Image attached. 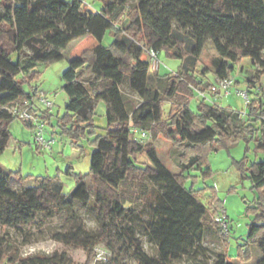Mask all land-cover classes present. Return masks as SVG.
I'll list each match as a JSON object with an SVG mask.
<instances>
[{"label": "trees", "instance_id": "obj_1", "mask_svg": "<svg viewBox=\"0 0 264 264\" xmlns=\"http://www.w3.org/2000/svg\"><path fill=\"white\" fill-rule=\"evenodd\" d=\"M101 1L102 7L93 9L84 0H0V156L12 136L9 125L18 118L9 107L33 103V96L40 92L37 86L27 91L25 84L31 85L38 77L39 66L63 60L68 47L87 35L99 43L74 57L63 73L68 102L60 121L62 125L72 121V134L79 138L86 127H94L99 101L107 104L108 119L106 133L94 140L90 172L77 176L70 193H64L59 176L40 177L35 185L16 190L10 181H22V176L0 165V218L6 224L23 225L39 213L52 216L80 203L95 214L101 232L79 227L58 240L82 245L90 254L96 255L97 245L118 227L145 255L135 237L140 225L158 251V259L148 264L183 258L192 264H210L211 260L233 264L225 250L228 237L214 218L218 212L211 213L186 179L192 176L191 169L212 173L206 154L220 145L255 139L257 149L264 152V89L256 76L245 79L254 93L245 109L212 104L202 97L194 110L192 102L197 93L205 94L215 86L197 76L206 47L211 46L214 53L202 76L211 71L219 79L234 78L236 65L246 58L259 75L264 74V0ZM109 30L114 40L105 46L102 41ZM150 48L181 63L174 71L153 70L146 52ZM125 81L141 98L138 106L129 104L122 91ZM166 101L170 103L167 113ZM49 110L38 116L49 119ZM23 122L34 128L33 122ZM134 128L155 137L162 135L171 143L176 172ZM142 153L149 163L138 161ZM248 170L253 188L261 192L249 207L256 214L249 224V240L261 249L257 264H264V154ZM147 180L157 188L154 202L142 212L125 206L123 187H135L145 197L149 194ZM210 202L218 205L215 200ZM208 230L222 241L223 251L212 253L203 246ZM0 261L65 264L57 255L11 256L1 245Z\"/></svg>", "mask_w": 264, "mask_h": 264}, {"label": "rangeland", "instance_id": "obj_2", "mask_svg": "<svg viewBox=\"0 0 264 264\" xmlns=\"http://www.w3.org/2000/svg\"><path fill=\"white\" fill-rule=\"evenodd\" d=\"M129 4L136 0H127ZM84 5L93 9L102 7L101 0H84ZM114 40L112 30H109L103 38L102 44L110 45ZM99 42L94 37L72 43L65 52L63 60L41 65L37 68L38 77L32 84H25V89L30 91L32 86H37L40 92H44L53 103L49 110L50 118H42L45 122L44 136L48 140L54 139L51 148L43 149L36 147L34 128H30L23 120L16 118L10 125L12 133L6 150L0 156V165L6 171L18 172L23 180L12 179V187L22 190L35 185L40 177L59 176L64 183V193H70L77 183L78 175H85L90 172L91 155L95 149L94 140L98 135H104L107 131V104L99 101L93 116L94 127L88 126L79 138L73 136L71 128L72 121L67 120L62 125L61 119L66 116V105L68 96L63 90L65 80L63 73L68 69L70 61L87 49H92ZM211 46L206 47L198 63L197 76L203 81L210 80L214 85L218 80L213 72L202 76L201 71L209 65L213 56ZM161 61L159 70L161 73L174 71L178 68L181 60L166 55L164 51L159 53ZM235 87L231 93L224 90H208L206 100L220 106L233 105L235 108H246V100L237 90L247 91L252 98V89L247 77L256 76L264 89V74L258 73V68L252 64L250 59H245L242 64L236 65L233 72ZM239 80L240 82H237ZM129 104L138 106L141 98L132 90L128 81L121 85ZM39 92V93H40ZM39 93L33 96V109L38 114L46 111L47 106L40 100ZM202 94H196L192 102L195 110L200 102ZM170 103H164V110L167 113ZM261 122H259V125ZM151 142L159 150V155L166 166L173 172L177 171L174 162L171 143L167 142L164 136H151L144 141ZM255 139H241L238 142H229L220 145L206 154L207 162L212 173H203L200 169H191L192 176L186 179L187 186H194L200 193V200L206 204L211 213H225L228 217L230 227L229 237L225 250L233 264H257L261 257L259 246L249 240V224L255 219L256 214L249 207L256 204L261 192L253 188L251 180L246 173L251 163L263 158V151L256 147ZM139 162L149 163L148 157L142 153L137 156ZM70 168V173L68 170ZM149 194L143 196L134 188L123 187L121 190L122 202L125 206H132L137 212H142L146 206L154 202L156 186L147 180ZM212 200L218 205L211 206ZM147 218V215L143 217ZM85 229L99 234L101 227L96 220L95 214L80 203L72 206H65L56 214L49 216L45 213L37 214L36 218L23 225L6 224L0 218V245L11 256L19 258L29 256L57 255L58 259L64 260L65 264H148L150 259H158L157 248L148 241L140 229L136 230L135 237L140 242V247L145 255L141 256L121 230L112 228L106 238L101 241L96 249V255L90 254L82 245L77 243H66L58 240L61 234L76 232L77 228ZM226 236V235H225ZM203 246L212 253L221 252L224 249L222 241L215 235L214 231L208 230L203 241ZM101 249L100 255L97 250ZM102 255V256H101ZM104 256V257H103ZM107 263H105V261ZM0 261V264H3ZM213 264L212 260L209 261ZM168 264H192L188 259L183 258L171 261Z\"/></svg>", "mask_w": 264, "mask_h": 264}, {"label": "built area", "instance_id": "obj_3", "mask_svg": "<svg viewBox=\"0 0 264 264\" xmlns=\"http://www.w3.org/2000/svg\"><path fill=\"white\" fill-rule=\"evenodd\" d=\"M148 58L150 61V65L153 70H158L160 67V59H159V51L153 48L147 49ZM218 82L213 87L212 90H224L226 93H231L233 88L235 87V79L234 78H225L219 79L217 78ZM237 93L244 96L246 100V104L250 102V96L247 91L244 90H237ZM206 98V94L200 93ZM40 100L47 106L48 109H51L53 103L48 99L44 92L39 93ZM9 110L17 116L21 120H27L34 123V135H35V143L36 147H42L43 149L51 148L52 144L54 143V139L48 140L44 136L45 130V122L43 121L42 117L38 116V114L34 111L32 103L27 105L19 106L13 105L9 107ZM134 133L140 136L142 139H147L151 136L150 133L147 131L139 130L137 128L133 129ZM215 220L220 223L222 227L223 234L229 237L230 227L228 224V217L225 213H218L215 217ZM97 255H100L102 252L101 249L98 248ZM103 253V252H102ZM102 256V255H101ZM104 257V256H103ZM105 261V260H104Z\"/></svg>", "mask_w": 264, "mask_h": 264}, {"label": "crops", "instance_id": "obj_4", "mask_svg": "<svg viewBox=\"0 0 264 264\" xmlns=\"http://www.w3.org/2000/svg\"><path fill=\"white\" fill-rule=\"evenodd\" d=\"M89 36H91V35H87V37H89ZM91 37H93V36H91ZM84 39V38H83ZM78 42V41H77ZM76 43V42H75ZM96 46V45H95ZM94 47V46H93ZM31 103V102H30ZM27 104H29L28 102L25 104V102H24V105H27ZM37 114H38V112H37ZM39 115V114H38Z\"/></svg>", "mask_w": 264, "mask_h": 264}]
</instances>
